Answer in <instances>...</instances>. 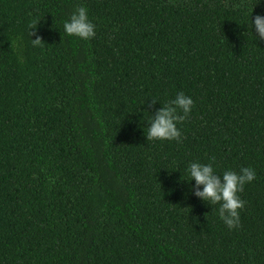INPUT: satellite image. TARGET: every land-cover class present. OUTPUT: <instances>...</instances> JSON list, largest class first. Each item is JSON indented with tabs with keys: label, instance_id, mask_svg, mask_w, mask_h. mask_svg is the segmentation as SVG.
Instances as JSON below:
<instances>
[{
	"label": "trees",
	"instance_id": "trees-1",
	"mask_svg": "<svg viewBox=\"0 0 264 264\" xmlns=\"http://www.w3.org/2000/svg\"><path fill=\"white\" fill-rule=\"evenodd\" d=\"M78 6L90 40L64 33ZM256 15L264 0H0V264H264ZM180 92L181 142L148 141ZM192 162L255 170L240 227L195 196Z\"/></svg>",
	"mask_w": 264,
	"mask_h": 264
},
{
	"label": "clouds",
	"instance_id": "clouds-1",
	"mask_svg": "<svg viewBox=\"0 0 264 264\" xmlns=\"http://www.w3.org/2000/svg\"><path fill=\"white\" fill-rule=\"evenodd\" d=\"M251 27L255 28L259 39L264 40V16L256 15L254 22H251ZM63 29L66 35L83 40H90L96 35L95 25L89 20L87 9L83 6H78L75 9L70 19L63 24ZM29 35L31 37L36 33L31 31ZM31 41L33 46L44 44L42 37L38 35ZM193 106V99L183 92L167 101L161 109L156 111L154 116H150L147 140L181 142V131L177 124L184 122ZM212 160L214 162L215 157ZM188 172L191 181H195V196L207 203L219 205V218L229 229L240 227L239 213L244 208L245 202L240 198L239 193L243 191L247 183L255 180V170L251 167H244L240 169L239 173L227 170L222 175H218L212 163L192 162L188 167Z\"/></svg>",
	"mask_w": 264,
	"mask_h": 264
}]
</instances>
